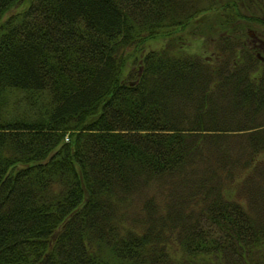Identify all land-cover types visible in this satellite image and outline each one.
Segmentation results:
<instances>
[{"label":"trees","instance_id":"1","mask_svg":"<svg viewBox=\"0 0 264 264\" xmlns=\"http://www.w3.org/2000/svg\"><path fill=\"white\" fill-rule=\"evenodd\" d=\"M213 6L0 0V264H264V57L146 49Z\"/></svg>","mask_w":264,"mask_h":264},{"label":"rangeland","instance_id":"2","mask_svg":"<svg viewBox=\"0 0 264 264\" xmlns=\"http://www.w3.org/2000/svg\"><path fill=\"white\" fill-rule=\"evenodd\" d=\"M248 3L247 0H214L212 10L200 14L184 27H175L168 29L170 30L169 32H162L164 41L158 40L162 38L159 36L157 39L151 38L147 40L150 46H147L146 49L164 43L174 45V48L180 47L188 52L202 54L211 58L213 57V52L217 49L215 45L216 39L219 38L221 33H225L229 29L234 28L244 31L243 34L247 44L252 47V50H259L264 57V20L262 19V13L259 9L261 5L253 10L252 8L248 9ZM262 8L264 9L263 5ZM18 9H20V7H12L4 18L7 17L9 13H13ZM217 10H219V13H216ZM215 14L221 15L224 19L225 27L212 23ZM261 157L262 154H260L258 159ZM239 171L243 174L246 173L243 169ZM138 200L139 199L135 198L133 202H137ZM138 224L139 223H134L135 226ZM128 225H130V220H128ZM166 247L172 253V247L169 241Z\"/></svg>","mask_w":264,"mask_h":264}]
</instances>
